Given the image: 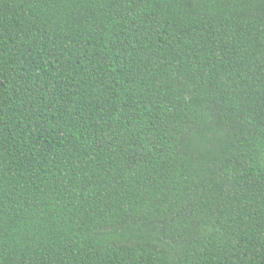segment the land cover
Returning <instances> with one entry per match:
<instances>
[{
    "label": "trees",
    "instance_id": "obj_1",
    "mask_svg": "<svg viewBox=\"0 0 264 264\" xmlns=\"http://www.w3.org/2000/svg\"><path fill=\"white\" fill-rule=\"evenodd\" d=\"M0 264H264V0H0Z\"/></svg>",
    "mask_w": 264,
    "mask_h": 264
}]
</instances>
